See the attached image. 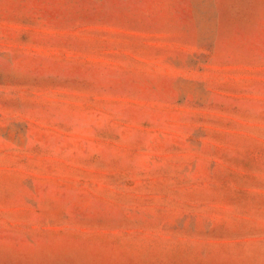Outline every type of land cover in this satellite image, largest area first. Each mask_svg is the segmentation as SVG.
<instances>
[{
	"label": "rangeland",
	"instance_id": "374dc122",
	"mask_svg": "<svg viewBox=\"0 0 264 264\" xmlns=\"http://www.w3.org/2000/svg\"><path fill=\"white\" fill-rule=\"evenodd\" d=\"M0 264H264V0H0Z\"/></svg>",
	"mask_w": 264,
	"mask_h": 264
}]
</instances>
